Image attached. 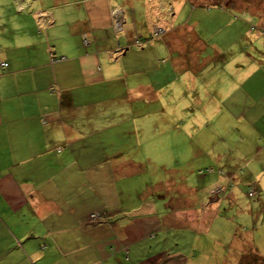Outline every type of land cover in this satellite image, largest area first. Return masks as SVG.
Segmentation results:
<instances>
[{
    "label": "rangeland",
    "instance_id": "374dc122",
    "mask_svg": "<svg viewBox=\"0 0 264 264\" xmlns=\"http://www.w3.org/2000/svg\"><path fill=\"white\" fill-rule=\"evenodd\" d=\"M29 1L0 0L1 23L11 26L17 4L24 8ZM160 1H134L136 11L150 13L149 28L164 23L166 14L156 18L155 11L166 9L168 1ZM178 1L187 5L175 19L180 30L189 31L198 18L193 28L203 41L199 49L188 33L175 41L165 34L135 45L138 33L124 12L129 10L123 7L126 0H112L117 4L112 8L126 17L116 36L127 50L101 60L104 79L108 77L103 84L72 88L59 104L60 112L67 102L74 105L61 118L68 120L70 132L78 133L64 141L61 150L70 151L67 157L55 156L59 162L50 166L60 170L54 172L55 180L66 181L59 191L70 192L63 194L68 218L60 221L66 226L77 223L71 216L83 217L85 225L105 221L98 230L109 234L111 247L123 242L128 250L120 249L100 264H161L160 255L167 258L164 264H264V126H254L256 112L261 115L264 106L244 114L224 101L231 78L246 75L249 61L264 73V63L254 59H264V26H237L238 13L223 8L230 13L223 19L235 22L226 26L217 12L221 5L252 6L262 0H204L206 5H197L193 14L197 0ZM35 22L42 24L36 16ZM129 35L132 43L127 45ZM253 35L257 50L247 43ZM190 48L195 52L188 54ZM234 61L242 63L240 71H226ZM86 172L95 175L90 178L97 187H89L94 182L87 181ZM140 217L157 225L143 231L148 221H138ZM124 231L126 238L119 237ZM84 236L105 239L98 231Z\"/></svg>",
    "mask_w": 264,
    "mask_h": 264
},
{
    "label": "crops",
    "instance_id": "0c3cea01",
    "mask_svg": "<svg viewBox=\"0 0 264 264\" xmlns=\"http://www.w3.org/2000/svg\"><path fill=\"white\" fill-rule=\"evenodd\" d=\"M134 1L126 0L123 7L129 10L121 7L134 20L133 31L138 33L136 38H147L142 40V45L151 41L150 33L159 27L164 31L158 37L166 34L169 40L175 41L188 33L186 36L191 37V42L199 49L203 41L193 28L198 18L192 21L193 26L188 25L190 30L185 33L176 24L175 19L186 8V2L167 0L166 9L155 11L158 13L155 17L164 13L171 17L168 18L170 21L164 15V23L154 22L149 28L147 18L150 13L142 9L136 11ZM111 3L112 0H30L24 7L26 9L13 12L11 16L15 20L11 26L0 21V61L7 62L5 68L0 66V264H94L93 261L100 264L120 249L128 250L123 242L115 248L111 247L109 234L98 230V226L105 221L85 225L83 217L71 216L77 220L74 226L62 224L60 220L68 218V212H63L65 193L59 188L62 189L66 181H60L58 177L55 180L54 175L60 170L50 168L54 162H59L54 159L55 156L70 153L66 150L67 153L63 154L64 141L78 134L70 132L68 120L61 118V114L71 112L74 105L69 101L60 112V102L65 101L72 88L79 86L87 90L93 84H103L108 77L104 79L101 60L128 48L121 46L122 42L116 36L121 31L114 28L110 16L112 7L117 4ZM193 5L191 14L199 10L198 6H205L206 1L197 0ZM230 5H221L222 9L217 10L224 25L235 24L223 19L224 14H230L223 10L227 8L238 13L235 18L240 22L233 20L237 26L252 25L253 22L256 29L264 26V13L260 15L264 12V0L252 6L242 7L233 3L230 8ZM36 11L46 12L40 26L36 24L35 16L37 19L42 13ZM136 18L143 21L142 24L135 25ZM209 25L207 22V28ZM145 26L149 28L147 32L144 31ZM246 28L241 38H246ZM130 35L127 45L132 43ZM257 41L258 37L253 35L247 43L257 50ZM160 44V50L164 51V46ZM191 49L188 54L195 52ZM254 59L259 65L264 63L263 58ZM254 66L255 63L249 61L247 70L250 71L247 73L245 70L246 75L231 78L228 83L230 92L224 100L230 101L244 114L247 109L258 110L264 106V73L260 67L254 69ZM241 67L242 63L234 61L226 71H240ZM263 113L256 112L255 127L264 126L260 122L264 118ZM79 151L77 154L80 156ZM72 154L77 158L76 153ZM50 155L53 160H49ZM80 158L77 161L83 166L85 163ZM84 174L90 179L87 181L94 182L89 183V187H97L95 180L90 178L95 175L91 172ZM83 185L84 182H81ZM74 188L76 193L79 191L82 194L79 186ZM69 194L67 190L65 196ZM145 220L148 223L143 224V231L157 225L150 217L138 219ZM94 231L105 239H85V234L91 235ZM122 236L126 238L125 231L119 234V237ZM82 253L86 254L80 259ZM160 256L157 260L164 264L167 258Z\"/></svg>",
    "mask_w": 264,
    "mask_h": 264
},
{
    "label": "built area",
    "instance_id": "2783aa9c",
    "mask_svg": "<svg viewBox=\"0 0 264 264\" xmlns=\"http://www.w3.org/2000/svg\"><path fill=\"white\" fill-rule=\"evenodd\" d=\"M23 1V0H21ZM18 8L17 9H22L23 7H21L20 4H17ZM44 17L43 14H38V19L41 20L42 18ZM111 20L113 22V26L116 30H121L122 28V23L124 22V17H123V11L120 9V8H112L111 9ZM163 29L162 28H159V27H156L155 29H153L152 33H151V36H149V38H154L153 36H159L160 34L163 33ZM141 40L140 39H135L134 43L136 45H139L141 44ZM0 66L2 68H5L7 66V62H2L0 61Z\"/></svg>",
    "mask_w": 264,
    "mask_h": 264
},
{
    "label": "trees",
    "instance_id": "16d2710c",
    "mask_svg": "<svg viewBox=\"0 0 264 264\" xmlns=\"http://www.w3.org/2000/svg\"><path fill=\"white\" fill-rule=\"evenodd\" d=\"M19 10V9H18ZM19 11H21V9L19 10ZM152 33V32H151ZM151 33H150V35L149 36H151ZM152 39H154V38H152ZM248 264V263H247Z\"/></svg>",
    "mask_w": 264,
    "mask_h": 264
},
{
    "label": "clouds",
    "instance_id": "9594fccd",
    "mask_svg": "<svg viewBox=\"0 0 264 264\" xmlns=\"http://www.w3.org/2000/svg\"><path fill=\"white\" fill-rule=\"evenodd\" d=\"M150 39H152V38H150ZM141 40V39H140ZM142 41V40H141ZM135 44V43H134ZM136 45V44H135ZM142 45V42H141V44H140V46Z\"/></svg>",
    "mask_w": 264,
    "mask_h": 264
},
{
    "label": "bare ground",
    "instance_id": "6f19581e",
    "mask_svg": "<svg viewBox=\"0 0 264 264\" xmlns=\"http://www.w3.org/2000/svg\"><path fill=\"white\" fill-rule=\"evenodd\" d=\"M124 22H125V21H124ZM124 22H123V23H124ZM123 23H122V26H123ZM121 29H122V28H121Z\"/></svg>",
    "mask_w": 264,
    "mask_h": 264
}]
</instances>
